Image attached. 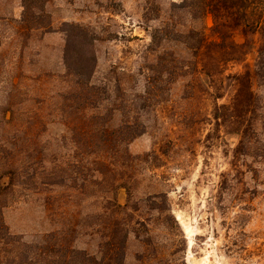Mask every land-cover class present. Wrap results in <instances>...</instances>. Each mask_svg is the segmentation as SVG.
I'll use <instances>...</instances> for the list:
<instances>
[{"label":"rangeland","instance_id":"obj_1","mask_svg":"<svg viewBox=\"0 0 264 264\" xmlns=\"http://www.w3.org/2000/svg\"><path fill=\"white\" fill-rule=\"evenodd\" d=\"M183 2L0 0V183L10 181L5 163L20 166L27 148L32 160H42L29 168L36 179L16 182L0 198V264H21L24 253L34 259L30 251L51 234L66 237L72 264H88L84 255L100 262L106 241L98 216L111 215L107 208L116 200L134 219L123 264H264V88L254 80L263 98L257 155L235 160L238 137L214 119L216 107L235 95L230 78L254 71L258 37L245 62L205 75L202 54L180 34L196 31L216 41L214 20L193 19L178 9ZM68 25L93 35L95 61L81 38L67 58ZM234 40L245 41L240 31ZM67 63L72 72H94L89 96L108 99L89 108L86 120L61 112ZM159 73L165 84L145 96L148 79ZM143 95L149 100L137 103ZM72 123L91 132L96 123L145 126L128 146L140 160L116 172L106 168L103 177L93 165L101 154L76 151ZM45 170L53 176L64 170V182L45 185L38 176Z\"/></svg>","mask_w":264,"mask_h":264},{"label":"trees","instance_id":"obj_2","mask_svg":"<svg viewBox=\"0 0 264 264\" xmlns=\"http://www.w3.org/2000/svg\"><path fill=\"white\" fill-rule=\"evenodd\" d=\"M178 9L188 13L193 19H201L208 15L213 17V31L217 37L216 41L207 42L204 35L196 31L180 34L182 41L195 52L196 56L202 54L201 71L205 75H211L212 70L215 74L222 75L228 63L245 62L250 49L255 44L253 37H258L259 45L254 71L246 69L245 72L230 78L232 80L230 86L234 87L235 95L230 105L217 106L214 115L217 122H221L223 126L227 127L230 135H235L239 139L234 150L235 160L257 155L259 142L257 141L256 128L263 117L261 112L263 98L254 89L253 82L256 80L259 86L264 88V0H184ZM236 31L241 32L245 39L244 43H236L234 40ZM66 34L67 58L73 42L81 38L86 40L82 47L83 52L89 59L95 61V38L87 29L79 25H68ZM210 57H212V62L207 61V58ZM67 67L71 72H67L62 78L69 83V90L59 95L63 102L61 112L67 114V111H71L72 114L86 120L89 116V108L99 109L101 102L108 99L101 100L98 96H89V93L91 94L96 90L95 86L91 85L94 72H72L68 63ZM163 80L164 76L160 73L158 76L149 78L147 82L149 89L145 92V96L151 93L156 84L160 86L165 84ZM145 96H140L136 102L144 103V101L149 100ZM143 109H145L144 105ZM144 127L136 123L133 125L123 124L117 129H109L106 124L96 123L93 132H91L85 123L69 124L72 133L71 141L76 151H79L78 153L86 156L101 154L102 157H97L93 165L99 168L96 169L105 178L108 172H102V170L108 168L116 172L114 167L119 165L128 167L133 162L140 160V157H134L129 153L128 146L137 137L145 134ZM27 150L29 158L21 161L20 166L16 162L5 163L4 166L8 167L6 175H9L10 181L6 185L0 183V198L8 195L14 189L16 182H21L20 184L24 185L26 181L36 179L30 174L29 168L33 162L36 163L37 161L41 164L42 160L41 158L32 160L31 148H27ZM4 157L0 156V163ZM108 159L113 162L111 165L106 162ZM47 174L49 173L45 170L42 171L41 175H38L42 181L47 179V182H44L45 185H60L65 180L64 170L61 173H55L54 176L53 173ZM121 189L126 190L128 188L117 186L114 191ZM114 202L110 206L111 208H107L111 215L98 216L100 219L98 228L105 238L104 248L106 252L100 262L84 255V261H87L88 264L124 263L127 239L132 232L131 227L134 219L131 211L128 210V204L121 205L117 200ZM60 238L57 239L54 234L49 235L44 245L36 246L30 251L35 255V258L30 259V253H24L26 255L25 261L21 264H72L71 259L75 258V252L71 253L65 246L66 237Z\"/></svg>","mask_w":264,"mask_h":264}]
</instances>
